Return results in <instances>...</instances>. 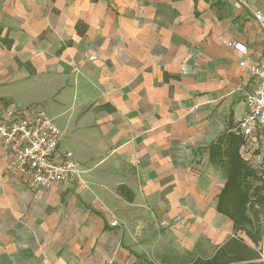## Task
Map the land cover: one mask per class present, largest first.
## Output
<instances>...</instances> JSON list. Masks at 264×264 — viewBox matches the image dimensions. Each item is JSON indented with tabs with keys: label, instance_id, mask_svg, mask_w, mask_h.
Segmentation results:
<instances>
[{
	"label": "crops",
	"instance_id": "crops-1",
	"mask_svg": "<svg viewBox=\"0 0 264 264\" xmlns=\"http://www.w3.org/2000/svg\"><path fill=\"white\" fill-rule=\"evenodd\" d=\"M255 12L264 0H0V117L44 114L79 169L41 188L0 147V264L212 258L235 235L213 154L240 137L249 166L236 123L240 61L264 51Z\"/></svg>",
	"mask_w": 264,
	"mask_h": 264
},
{
	"label": "built area",
	"instance_id": "built-area-1",
	"mask_svg": "<svg viewBox=\"0 0 264 264\" xmlns=\"http://www.w3.org/2000/svg\"><path fill=\"white\" fill-rule=\"evenodd\" d=\"M255 13L264 34V16ZM231 47L238 54L248 55V47L241 42H233ZM240 66L247 73L251 91L246 93V113L236 128L246 139L243 153L250 168L264 178V51L259 64L240 61ZM61 141L60 129L34 109L10 110L0 117V147L10 166L41 188L50 189L56 183L69 185L79 173L74 154L58 151Z\"/></svg>",
	"mask_w": 264,
	"mask_h": 264
},
{
	"label": "trees",
	"instance_id": "trees-1",
	"mask_svg": "<svg viewBox=\"0 0 264 264\" xmlns=\"http://www.w3.org/2000/svg\"><path fill=\"white\" fill-rule=\"evenodd\" d=\"M241 143L240 137H233L226 149L217 148L213 154L214 163H228L229 174L217 210L233 220L235 235L212 258H199L193 264H264V230L260 223L264 180L242 160ZM239 234L248 237L250 243Z\"/></svg>",
	"mask_w": 264,
	"mask_h": 264
},
{
	"label": "rangeland",
	"instance_id": "rangeland-1",
	"mask_svg": "<svg viewBox=\"0 0 264 264\" xmlns=\"http://www.w3.org/2000/svg\"><path fill=\"white\" fill-rule=\"evenodd\" d=\"M226 170V169H225ZM224 170V172H225V175H227V170L225 171ZM260 179H262V180H264V178H260ZM259 178H257L256 179V181L257 180H260ZM252 181V180H251ZM253 182V181H252ZM260 223L262 224V226H263V230H264V211L260 214ZM194 253V252H193ZM192 255L193 254H190V256L189 257H186V258H183V259H180V258H177L176 260H175V262H174V260H172L173 261V264H193L194 262V257L195 256H193L192 257Z\"/></svg>",
	"mask_w": 264,
	"mask_h": 264
}]
</instances>
